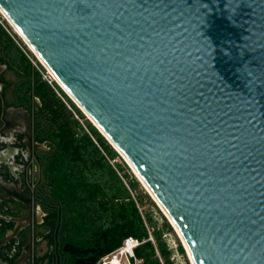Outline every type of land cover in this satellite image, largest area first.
<instances>
[{"label":"water","instance_id":"95a60500","mask_svg":"<svg viewBox=\"0 0 264 264\" xmlns=\"http://www.w3.org/2000/svg\"><path fill=\"white\" fill-rule=\"evenodd\" d=\"M0 9L115 144L127 161L89 120L194 264H264V0H0Z\"/></svg>","mask_w":264,"mask_h":264},{"label":"flooded vegetation","instance_id":"af4514ba","mask_svg":"<svg viewBox=\"0 0 264 264\" xmlns=\"http://www.w3.org/2000/svg\"><path fill=\"white\" fill-rule=\"evenodd\" d=\"M0 67V264H75L88 201L75 196L79 182L61 188L42 102L1 45Z\"/></svg>","mask_w":264,"mask_h":264},{"label":"trees","instance_id":"16d2710c","mask_svg":"<svg viewBox=\"0 0 264 264\" xmlns=\"http://www.w3.org/2000/svg\"><path fill=\"white\" fill-rule=\"evenodd\" d=\"M0 45L5 57L17 53L22 61V75L27 77V89L42 102L48 131L54 135L58 149L55 172L61 188L67 192L71 181L79 182L76 189L80 192L75 196L88 201L89 211L81 219L80 231L74 236V246L79 252L75 264H94L127 236L143 240L134 249L139 264H172L171 250L163 238V233L172 228L166 217L162 216L163 222L158 226L152 212L141 209L145 197L152 205L154 202L146 193L133 194L139 181L124 172L127 168L124 163H111L119 154L92 124L86 122L85 128L82 126L79 119L84 114L55 82L52 86L43 79L3 25H0ZM147 228L151 229L154 243L147 240ZM177 251L184 254L182 244H177Z\"/></svg>","mask_w":264,"mask_h":264},{"label":"rangeland","instance_id":"374dc122","mask_svg":"<svg viewBox=\"0 0 264 264\" xmlns=\"http://www.w3.org/2000/svg\"><path fill=\"white\" fill-rule=\"evenodd\" d=\"M0 20L7 27L8 32L11 34L12 38L19 45V47L24 52L27 53L29 58H32V60L34 61V63L31 61L33 66H35V67L37 66L39 70H41L43 73H45V77H47V73H46L47 71L44 69V67L41 65V63L37 60V58L34 56V54L28 49V47L23 42V40L13 31V29L9 26V24L5 21V19L1 16V14H0ZM0 25H1V23H0ZM10 50H12V49L10 48ZM12 56L15 57L16 59L20 60L17 53L12 54ZM57 93H58V91H57ZM59 96H60L61 100L66 104V106L71 109V107L68 105V103L62 97V95H59ZM74 116L76 118L78 117L76 114H74ZM79 120H80V122L84 128H85L86 122H89L90 124H92L85 115L83 118H81ZM111 163L121 164V165H122V163H124L127 166V168H124V172L135 177L131 168L127 165V163H125V161L123 160V158L120 155H118L113 160H111ZM137 192L141 193V194H144V193L148 194L146 189L142 186V184L140 182H139V187L136 189V192H133V194L136 195ZM148 196H149V194H148ZM149 198L153 201V199L150 196H149ZM141 209L151 211L154 220H156V222H157V225L160 226L162 224V222H163L162 216H164V214L162 213V211L159 209V207L156 205L155 202H154V205H152L151 202H149L145 197L144 202H143V206H141ZM167 222L169 223L168 220H167ZM169 225H170V223H169ZM171 228H172V226H171ZM163 238L165 239L166 243L168 245H170L171 247L176 246L178 243L181 244V241L178 238L175 231L173 230V228H172V230L165 231V233H163ZM172 264H190V261L188 259V256L186 255L185 251H184V254H181L179 252L175 253V255L172 259Z\"/></svg>","mask_w":264,"mask_h":264},{"label":"built area","instance_id":"2783aa9c","mask_svg":"<svg viewBox=\"0 0 264 264\" xmlns=\"http://www.w3.org/2000/svg\"><path fill=\"white\" fill-rule=\"evenodd\" d=\"M0 23L7 30V27L1 22V20H0ZM30 60L34 63L32 58H30ZM36 68L38 69L37 66H36ZM39 71L43 75L42 76L43 79H45L49 84L52 85L53 82H54V79L50 76V74L48 72H46L47 73V77H45V73H43L41 70H39ZM147 229H148V238H147V240H150V241H152L154 243V239H153V236L151 234V229L150 228H147ZM142 241L143 240H138L137 238H135L133 236H127V237H125L123 239L122 243L117 248H115L114 250H112V251L104 254L103 256H101L94 264H139L140 260L135 257L134 249L140 243H142ZM168 248L171 250L170 258L172 260L174 255H175V253L178 252L177 251V245L174 246V247H171L170 245H168Z\"/></svg>","mask_w":264,"mask_h":264},{"label":"bare ground","instance_id":"6f19581e","mask_svg":"<svg viewBox=\"0 0 264 264\" xmlns=\"http://www.w3.org/2000/svg\"><path fill=\"white\" fill-rule=\"evenodd\" d=\"M0 12H1V14H2V16H4V18H5V20H7L8 22H9V24H10V26H12V28L14 29V31H16L17 32V34H18V36L23 40V42L26 44V46L28 47V49H30V51L34 54V56L38 59V60H40V62L41 63H44L42 60H41V58L39 57V55L35 52V50L32 48V46L28 43V41L24 38V36L19 32V30L16 28V26L11 22V20L4 14V12L0 9ZM47 68V67H46ZM48 71V73L51 75V77L53 78V79H55V77H54V75L52 74V72L49 70V69H47ZM86 116H87V118L90 120V121H92L94 124H95V126H97L98 128H99V130L103 133V135L104 136H106V138H107V140L118 150V148L115 146V144L108 138V136L100 129V127L90 118V116L88 115V114H86ZM119 151V150H118ZM120 152V151H119ZM120 154H121V152H120ZM121 156L124 158V156L121 154ZM125 159V158H124ZM126 160V159H125ZM127 161V160H126ZM129 164V163H128ZM129 166H130V164H129ZM130 168H131V170H132V172H134V174L139 178V176L136 174V172L133 170V168L130 166ZM139 180H141L140 178H139ZM141 184H142V186L146 189V191L147 192H150L149 190H148V188L145 186V184L142 182V180H141ZM150 194H151V192H150ZM151 196L153 197V195L151 194ZM154 198V197H153ZM155 199V198H154ZM157 202V201H156ZM158 204V203H157ZM159 205V204H158ZM161 208V207H160ZM162 212H163V210H162ZM169 220V219H168ZM174 231H175V233L177 234V236H178V238L182 241V239L180 238V236L178 235V233H177V231L175 230V228L173 229ZM183 242V241H182ZM187 252H188V250H187ZM186 255L188 256V258H189V260H190V264H194L193 263V261H192V258H191V256H190V253L188 252V253H186Z\"/></svg>","mask_w":264,"mask_h":264}]
</instances>
